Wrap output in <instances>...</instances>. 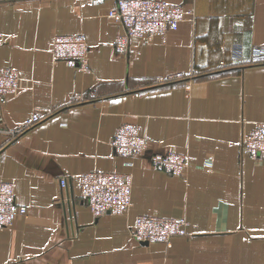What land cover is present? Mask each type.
Returning a JSON list of instances; mask_svg holds the SVG:
<instances>
[{"label": "crops", "instance_id": "crops-1", "mask_svg": "<svg viewBox=\"0 0 264 264\" xmlns=\"http://www.w3.org/2000/svg\"><path fill=\"white\" fill-rule=\"evenodd\" d=\"M164 1L194 20L121 53L113 0H0V69L19 77L0 98V177L26 206L0 229V264H264V159L239 147L264 121V62H247L264 47V0ZM55 33L85 35L88 71L52 60ZM31 113L43 118L5 133ZM126 122L147 141L131 167L111 146ZM170 150L186 156L185 174L152 167L153 153ZM92 169L131 172L125 212L91 213L77 175ZM150 213L184 217L188 234L137 241L135 217Z\"/></svg>", "mask_w": 264, "mask_h": 264}, {"label": "built area", "instance_id": "built-area-1", "mask_svg": "<svg viewBox=\"0 0 264 264\" xmlns=\"http://www.w3.org/2000/svg\"><path fill=\"white\" fill-rule=\"evenodd\" d=\"M107 16L122 25V32L115 38L114 48L126 53L132 38L164 35L169 30H175L181 21H193L195 15L192 8L164 0H113ZM87 48L83 33H55L52 38L51 57L53 61H63L86 72L89 70ZM233 51L235 57L241 56L238 48H233ZM247 62H264V47H252ZM180 77L177 74L168 79ZM18 85L16 69H0V98L7 93H13ZM95 96L94 92H90L80 94L76 99L88 101ZM42 118L37 113H31L21 125L5 130V133L13 138ZM146 143L138 125L133 122L118 125L111 139L114 152L125 158L123 164L128 167L133 165V157L146 148ZM239 147L241 153H248L255 159H264V121H256L249 131L241 133ZM151 165L155 169L175 175L185 174L189 167L186 156L175 150L153 153ZM68 179V176L58 178L62 190L67 186ZM77 182L80 197L96 217L107 212L123 213L131 205L132 175L129 170L92 169L78 173ZM63 195L61 194L62 199ZM25 212L26 206L16 202L13 184L0 177V229L11 226ZM131 234L139 242L162 241L170 245L173 237L188 234L187 220L184 217H166L154 213L138 214Z\"/></svg>", "mask_w": 264, "mask_h": 264}, {"label": "water", "instance_id": "water-1", "mask_svg": "<svg viewBox=\"0 0 264 264\" xmlns=\"http://www.w3.org/2000/svg\"><path fill=\"white\" fill-rule=\"evenodd\" d=\"M142 243H147V242L144 241V242H142Z\"/></svg>", "mask_w": 264, "mask_h": 264}]
</instances>
